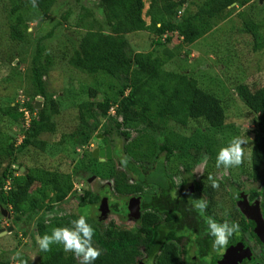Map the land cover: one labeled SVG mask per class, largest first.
Returning <instances> with one entry per match:
<instances>
[{"label":"trees","instance_id":"1","mask_svg":"<svg viewBox=\"0 0 264 264\" xmlns=\"http://www.w3.org/2000/svg\"><path fill=\"white\" fill-rule=\"evenodd\" d=\"M35 8L47 16L57 0H29ZM100 18L87 10L77 23L83 28L78 48L68 57L69 65L75 70L91 77L103 75L120 85L115 100L110 95L97 101L98 91L89 89L93 101H84L79 105L80 134L90 139L92 130L97 129L102 120L105 132L110 129L121 130L122 135L132 138L133 125L141 132L133 137L131 143L117 145L115 154L125 171H118L114 177V190L122 196L142 194L143 205L140 226L136 235L117 228L114 224L103 227L99 219L87 217L95 229L93 244L101 251L95 264H180L181 247L179 242L187 239L192 248H196L199 257L217 254L213 247L214 237L209 233L208 220L220 221L213 215L210 205L200 193L187 196H175L176 184L173 174L167 166L170 158L176 155L187 143V138L172 129V124L187 126L192 121H205L210 127L219 129L226 123V112L221 100L200 88L198 81L186 73L166 71L164 69L173 53L155 55L153 52H139L132 48L129 35L142 31L162 40L169 33H177L184 42L194 44L210 33L219 19L231 15L236 5H247L250 0H202L196 11L189 8L178 17L184 2L182 0H97ZM77 3L80 0H76ZM146 2L149 8L145 12ZM18 5L13 12H18ZM69 14L64 17L69 18ZM247 34L253 37L254 49H264L262 29L264 23L256 22L246 13H239ZM150 19L148 24L145 18ZM22 15L11 27V37L24 42L28 34V24ZM92 18L85 23L84 19ZM57 23L56 26H60ZM64 32V31H63ZM53 33L47 35L51 38ZM172 36L167 40L171 41ZM158 41L156 43H160ZM52 59L41 43L31 60V78L37 85V96L45 100L42 109H36L29 98L14 106H9L4 114L23 124L27 109L33 115L19 145L7 134L0 138V190L4 202L10 206L15 218L14 225L21 223L18 215L30 209L32 214L45 207L51 209L73 198V176L46 168L37 167L26 174L15 176L11 167L19 155L31 150L46 151L50 146L42 139L44 134H54L57 126L53 117L59 114L58 103L48 96L43 77L50 71ZM239 97L247 104L254 105L258 113L257 130L251 155L253 175L261 184L251 193L252 200L261 199V214L264 217V177H260L264 167V86L253 89L248 84L237 86ZM116 106V115H110L112 106ZM141 126V127H140ZM122 128H124L122 130ZM148 135L147 151H141L140 136ZM146 158L147 160H144ZM6 164V165H5ZM135 179L131 182V177ZM8 182L11 188L6 193L3 188ZM40 185L34 197L32 189ZM97 200V197H94ZM97 198V199H96ZM203 201L207 208L200 211L195 203ZM86 200H81L82 206ZM112 210L127 216L126 206L111 205ZM233 214V213H231ZM230 214V215H231ZM79 217L74 214L55 217L48 225L39 223L38 235L51 232L54 227L71 226L70 221ZM217 252V253H216ZM45 259L39 264H82L71 252H65L62 246L53 245L51 251L44 252Z\"/></svg>","mask_w":264,"mask_h":264},{"label":"rangeland","instance_id":"2","mask_svg":"<svg viewBox=\"0 0 264 264\" xmlns=\"http://www.w3.org/2000/svg\"><path fill=\"white\" fill-rule=\"evenodd\" d=\"M182 1V15L186 8L196 11L202 3V0ZM97 4V0H80L79 3L76 0H57L51 13L44 16L29 0H0V138L7 134L14 141L18 140L19 145L25 134V126L21 121L12 120L3 110L37 96V85L31 78V60L38 43L44 45L46 52L51 55L50 71L44 75L43 83L48 96L58 103L59 109V114L53 117L56 132L42 136L50 147L46 151L31 150L19 155L11 169L15 176H20L33 168L44 167L71 174L74 184V197L71 200L54 205L51 209L43 207L35 214L28 209L24 214L18 215L22 221L17 226L13 222L15 213L0 196V264H20L21 259L28 264H39L45 259L44 252L37 244L39 223L48 225L55 217L68 214L100 218L96 208L104 198L102 194L105 191H108L107 196L111 201L119 206L124 205L127 199L113 190V177L122 169L119 157L112 154L111 159L103 161L94 158L93 153L106 146L115 148V143L122 147L131 143L132 138L138 137L141 132L133 125L132 130L129 129L132 138H128L122 135L121 130L117 132L110 129L105 132L101 127L105 120L99 122V125L95 120L93 125L97 129L92 130L90 139L82 138L79 105L84 101L94 100L88 93L89 89H96V100L102 101L107 95L115 100L121 87L109 77H91L79 72L68 62L70 53L78 48L84 33L83 28L76 27L77 23L87 10L93 11L94 18H100ZM17 5L18 12H13ZM148 8L149 3L146 2L145 12ZM243 12L254 21L264 23V0H250L247 5H236L228 18L217 20L212 31L194 44L185 43L184 38L177 33L166 34L162 40L150 31L128 36L135 51L153 52L162 56L168 54L165 51L173 53L174 56L164 66L166 71L192 76L198 81L200 88L221 100L226 112L224 127L215 129L203 120L192 121L187 126H170L173 131L184 135L187 143L170 158L167 166L175 177L178 195L198 191L210 205L213 215L229 225L234 223L229 218L231 213L238 211L242 214L239 196L247 193L248 198L249 193L261 187L260 182L254 178L251 162L258 113L254 105L245 103L239 97L237 86L248 84L253 89L264 86V49H254L253 37L247 34L239 16ZM67 13H70L69 18L65 20ZM19 15L28 24L24 42L15 41L11 37V27L17 22ZM91 19L84 21L86 23ZM146 20L150 21L147 17ZM57 23H61L60 26H56ZM50 33L53 36L46 38ZM170 36L171 41H168ZM262 37L264 39V27ZM158 41L161 42L156 43ZM39 98L42 99L40 102L43 107L45 100L41 96H37L33 103L36 106ZM115 112L114 105L110 113ZM234 137H241L246 141L242 146L245 151L243 162L237 167L217 168L216 157L220 148ZM140 138L141 151L146 153L148 135ZM209 176L219 183L218 188L211 186ZM260 177H264V167ZM11 187L10 182L5 184L4 192ZM39 187L40 185H36L32 189L31 197L36 195ZM93 196L98 199L95 200ZM83 199L86 202L82 206L80 202ZM259 202L258 200L257 204ZM239 217L240 215L236 218L239 220ZM101 222L103 227L114 224L131 235H136L140 226L139 221L117 214H110ZM9 227H14L12 233L7 232ZM237 233L239 232L234 235ZM179 246L183 254L182 264H186L191 255L187 240H181ZM17 254L19 257L14 260L13 257ZM77 259L79 263L82 262L80 257Z\"/></svg>","mask_w":264,"mask_h":264},{"label":"clouds","instance_id":"3","mask_svg":"<svg viewBox=\"0 0 264 264\" xmlns=\"http://www.w3.org/2000/svg\"><path fill=\"white\" fill-rule=\"evenodd\" d=\"M246 141L241 137H234L226 146L220 148L216 157V167L224 168L237 167L243 162L245 156L244 148L242 147ZM122 165L127 164V159L121 161ZM213 188H218L219 183L209 176ZM195 207L200 211L207 208V204L203 201L195 203ZM71 226L54 227L50 234L45 233L39 237L37 244L42 252H49L53 245L62 246L65 252H71L81 258L82 264H95V261L100 257L101 251L93 244L95 229L88 222L86 216L81 215L79 218L70 221ZM209 233L214 237L213 247L217 250L224 249L229 238L239 230L238 224L217 223L213 219L208 220ZM19 254L13 259H18ZM20 264H28L26 260H20Z\"/></svg>","mask_w":264,"mask_h":264},{"label":"flooded vegetation","instance_id":"4","mask_svg":"<svg viewBox=\"0 0 264 264\" xmlns=\"http://www.w3.org/2000/svg\"><path fill=\"white\" fill-rule=\"evenodd\" d=\"M109 114L112 115V116H115L116 112L115 113H109ZM123 129L124 128H122V130ZM115 131L118 132V130H115ZM115 144H116L115 148L111 147L112 154H115V150H116V147H117L118 143H115ZM99 150H102V149H99ZM98 158H99V160L106 161V160L111 159L112 157L109 158V157L105 156L104 158H102L101 156H99ZM121 170L125 171V168L122 166ZM170 173L173 174L171 171H170ZM173 177H174V175H173ZM92 178L93 177H91L90 180H92ZM130 179H131V182L134 183L135 179L133 178V176ZM174 181H175V177H174ZM112 183H113V190H114V180L112 181ZM175 184H176V188H177L176 181H175ZM107 186H109V184H107ZM176 188H175V191H174L175 196L182 197L181 195L177 194V189ZM114 192H115V190H114ZM107 193H108V191H105V193L102 194V196L104 198L101 199L100 205H98V208H96L98 210V213H99V216H100V218H96V219H99L100 221L102 219H104L105 217H107L108 215H110V214H117L111 208V205L116 203V202L111 201L110 197L107 196ZM186 193L187 194L183 195V196H187L188 194H191V193H194V192L193 191L192 192L191 191L190 192L187 191ZM251 193H249V195H248L249 197L248 198L246 196L247 193L246 194H241L239 196V200L238 201L241 203L240 207H241V210H242V214L238 213V211H237V212H234L233 214L229 215V218L235 224L239 225V230H238L239 233H237L236 235L233 234L229 238V242H228L227 246L224 249L217 251L218 252V253L216 252L217 254H214L215 253L214 252V253H211V254H209L208 256H205V257H199L197 255L196 248H192L191 244L188 243V245L190 247V254L191 255H190V258L187 260L186 264H264V242L262 241V239L260 238V236L258 235V233L256 231L257 230L256 222L253 221V219L248 217L249 211H252V209H253L252 207L257 205V201L258 200L260 201L259 202L260 211L262 210L261 209V199L258 198V199L252 200ZM124 197H127V199L125 200V203L122 206L123 207L126 206V208L128 210L127 216L125 215L124 217H129V218H132V219H135V218L134 217H130V215H129L128 207L130 206V202L132 200H134V199H138V198L141 199L140 219L137 220V221L141 222L142 205H143V196H142V194L138 193L137 195H130V196H124ZM104 200L107 201L108 206H109V211L105 214V216H103L102 212L100 211V208H101L102 203H103ZM243 201H245V203L248 204L247 208L242 207ZM118 206H119V204H118ZM117 215H119V214H117ZM239 215H240V217H239V220H238L236 217L239 216ZM263 219H264V217H263ZM219 221H220L221 224L226 223V221H223L221 219ZM181 256H182L181 257V259H182L183 258L182 250H181ZM182 262H183V259L181 260L180 264H182Z\"/></svg>","mask_w":264,"mask_h":264},{"label":"water","instance_id":"5","mask_svg":"<svg viewBox=\"0 0 264 264\" xmlns=\"http://www.w3.org/2000/svg\"><path fill=\"white\" fill-rule=\"evenodd\" d=\"M42 99L39 98L37 103H36V109H41L42 105H41V101ZM99 156H101L102 158H104L105 156L111 158L112 157V149L110 146L106 147L105 149L102 150H95L93 153V157L94 158H98ZM242 207L247 208L248 204L245 203V201H243L242 203ZM252 211H249L248 213V217L253 219V221L256 222L257 224V233L260 236V238L262 239V241L264 242V219L262 217L261 211H260V206L259 204L255 205L254 207H252ZM129 209V215L130 217H134L136 220L140 219V210H141V199H134L130 202V206L128 207ZM100 211L102 212V215L105 216V214L109 211V206L106 200L103 201L102 206L100 208ZM4 215H6L4 213ZM14 230V227H9L7 229V232L12 233V231Z\"/></svg>","mask_w":264,"mask_h":264},{"label":"built area","instance_id":"6","mask_svg":"<svg viewBox=\"0 0 264 264\" xmlns=\"http://www.w3.org/2000/svg\"><path fill=\"white\" fill-rule=\"evenodd\" d=\"M178 15H179L178 17H181L182 12L179 11ZM22 111H24V114H25V117H24L25 118V122L23 123V125L25 126V128H28L30 123H31V121H32V119H33V115L27 109H22Z\"/></svg>","mask_w":264,"mask_h":264},{"label":"crops","instance_id":"7","mask_svg":"<svg viewBox=\"0 0 264 264\" xmlns=\"http://www.w3.org/2000/svg\"><path fill=\"white\" fill-rule=\"evenodd\" d=\"M146 19V18H145ZM147 21V23H150V21H148V20H146Z\"/></svg>","mask_w":264,"mask_h":264}]
</instances>
